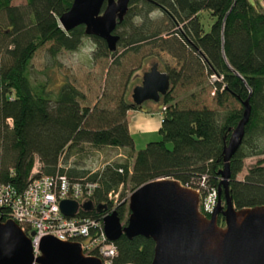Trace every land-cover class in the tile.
Wrapping results in <instances>:
<instances>
[{"label": "trees", "instance_id": "1", "mask_svg": "<svg viewBox=\"0 0 264 264\" xmlns=\"http://www.w3.org/2000/svg\"><path fill=\"white\" fill-rule=\"evenodd\" d=\"M70 3L0 0V182L22 189L29 175L86 179L95 182L91 200L103 206L87 214L114 208L120 221L128 213L125 193L121 189L114 204L107 193L124 185L129 193L147 180L169 177L203 196L216 194L222 146L248 97L243 135L228 160L227 191L235 208L264 205V0H129L115 25L112 51L81 24L60 27L58 16ZM203 19H209L206 28ZM87 36L93 42L87 57L98 64L100 77L95 93L65 75L55 83L46 72L60 65L61 51L76 50ZM145 50L165 57L169 86L155 102L161 137L135 149L126 111L137 106L127 95V72ZM37 56L39 69L31 64ZM86 145L120 147L124 156L94 169L66 163ZM249 156L259 157L237 178ZM35 157L38 171L30 174ZM113 242V264H150L151 238L121 234Z\"/></svg>", "mask_w": 264, "mask_h": 264}, {"label": "water", "instance_id": "2", "mask_svg": "<svg viewBox=\"0 0 264 264\" xmlns=\"http://www.w3.org/2000/svg\"><path fill=\"white\" fill-rule=\"evenodd\" d=\"M128 1L71 0L57 20L63 30L81 24L85 34L102 38L112 51L118 39L114 28L123 18ZM168 86V74L152 62L142 72L140 82L131 88L132 104L141 108L146 100L156 102ZM242 103L241 117L222 146L220 179L211 211L206 214L199 210L197 189L169 177L150 179L129 192L124 222L114 208L103 216V231L109 240L121 234L151 238L150 264H264V205L235 208L227 191L228 160L241 141L249 114L248 97ZM77 207L73 200L59 201V208L66 215L74 214ZM81 207L86 211L103 209L90 200ZM38 249L39 254L33 255L29 238L14 221L0 222V264H100L97 256L84 255L78 242L50 234L40 238Z\"/></svg>", "mask_w": 264, "mask_h": 264}, {"label": "built area", "instance_id": "3", "mask_svg": "<svg viewBox=\"0 0 264 264\" xmlns=\"http://www.w3.org/2000/svg\"><path fill=\"white\" fill-rule=\"evenodd\" d=\"M35 164H32L30 174L38 171L39 164L38 167ZM94 187L95 182L70 180L64 174L29 175V181L22 189L0 182V222L7 219L14 221L29 238L33 255L39 254L40 238L50 234L60 240L78 242L81 252L97 256L100 264H113L116 246L113 240L106 237L102 225V218L107 212L93 217L81 207L87 200L95 205L90 197ZM116 194L113 191L107 193L112 204L117 201ZM209 194H213L212 199ZM214 196L213 191L204 196L199 203L200 210L210 212ZM61 199H70L78 204L74 214L66 215L60 210Z\"/></svg>", "mask_w": 264, "mask_h": 264}, {"label": "rangeland", "instance_id": "4", "mask_svg": "<svg viewBox=\"0 0 264 264\" xmlns=\"http://www.w3.org/2000/svg\"><path fill=\"white\" fill-rule=\"evenodd\" d=\"M251 2H254V0H250ZM260 3L262 0H258ZM24 0H10L11 4H22ZM203 14L206 12L203 11ZM207 17V16H206ZM209 19H203L205 28L208 26ZM4 22L1 24L3 25ZM93 48V42L89 36L84 37L81 45L74 51H61L57 55V60L60 63L59 66L53 65L52 67H47L46 72L49 74L50 79L53 80L55 83H57L63 75H65L67 78H74L78 82L85 85V87H92V92L95 93L96 86L98 87L100 77L97 74V66L98 64L92 63L90 64V61L87 57V55L90 53V50ZM166 59L163 55H159L154 50H145L142 52V54L139 55L136 64H134L133 67H131L127 74L129 76V79L126 83V89H127V95L130 98V92L133 85L140 82L141 74L144 70L148 69V67L152 64V62L157 63V67L159 70L163 71L164 63ZM41 58L37 56L34 60H32L31 64L33 68L40 67L41 64ZM36 76L39 78H42V75L37 74ZM210 79L214 78V76H210ZM108 79V77H107ZM106 79V80H107ZM109 80V79H108ZM124 85V84H123ZM183 95L182 91L177 92L175 94V98L181 97ZM131 99V98H130ZM150 100L144 101L142 104H147ZM147 133L149 135H152L153 132H146L145 130H139L133 133V140H134V147L137 149L140 146H143L147 139L146 135ZM155 134V133H154ZM156 137L160 138L161 134L156 132ZM170 145V142L167 144ZM124 149L120 147L115 146H101L99 148H94L91 146L86 145L84 149L78 153H72L69 155V157L66 159V163L71 165H76L78 167H83L85 169H94L96 167H100L104 162L115 159L117 157L122 158L123 156H116L118 152H121L124 154ZM259 156H249L244 158L243 160V166L241 170L236 174L237 178H241L242 175L245 173L247 167L251 164H253L256 159ZM62 161V159L59 160V162ZM36 163L35 165L39 164V161L35 157L33 160V163ZM123 190L125 193V205L127 204V197H128V187L127 185H124V188L119 187L118 191H115L117 194V198L119 197L120 190ZM199 192V191H198ZM211 196V199L213 198V194H209ZM208 195V196H209ZM204 198L203 195L199 192V203ZM216 200V194L214 196V204ZM127 207V205H126ZM200 210V209H199ZM202 211V210H200ZM203 213H206L205 211H202ZM126 214H124L123 219L121 222H124ZM219 221V217H218Z\"/></svg>", "mask_w": 264, "mask_h": 264}, {"label": "crops", "instance_id": "5", "mask_svg": "<svg viewBox=\"0 0 264 264\" xmlns=\"http://www.w3.org/2000/svg\"><path fill=\"white\" fill-rule=\"evenodd\" d=\"M147 102L148 103L146 105L142 104L141 108H130L126 111L127 129L132 136V139L133 133L136 131L145 130L146 132H153L152 135H149L147 133L145 138L147 139L146 142L149 140L157 139L156 132L159 134L158 128L161 120L159 105L151 100ZM116 156H124V154L118 152Z\"/></svg>", "mask_w": 264, "mask_h": 264}]
</instances>
